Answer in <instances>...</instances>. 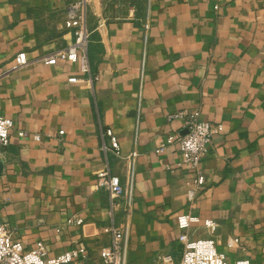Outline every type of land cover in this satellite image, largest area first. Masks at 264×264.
I'll return each mask as SVG.
<instances>
[{
    "label": "crops",
    "instance_id": "1",
    "mask_svg": "<svg viewBox=\"0 0 264 264\" xmlns=\"http://www.w3.org/2000/svg\"><path fill=\"white\" fill-rule=\"evenodd\" d=\"M76 1L0 0V115L15 123L0 147V222L26 250L42 241L53 257L86 246L89 264L114 223L128 231L127 264H158L178 252L177 218L190 214L199 219L193 237L215 238L230 261L264 264V0H146L143 14L87 0L92 84L76 63L41 60L73 41L65 21ZM20 52L28 63L17 67ZM181 110L224 127L204 157L201 186L174 140L186 129L169 116ZM107 129L123 155L139 151L131 207L95 187L101 169L126 173L125 158L102 149Z\"/></svg>",
    "mask_w": 264,
    "mask_h": 264
},
{
    "label": "built area",
    "instance_id": "2",
    "mask_svg": "<svg viewBox=\"0 0 264 264\" xmlns=\"http://www.w3.org/2000/svg\"><path fill=\"white\" fill-rule=\"evenodd\" d=\"M66 27L72 31L74 39L64 49L45 55L42 57L44 63L53 65L58 59H64L71 63L79 65V71L85 75L87 83L92 84L98 80V75H94L90 69L89 46L92 32L87 26V0H79L69 7V17L65 21ZM144 41L148 39V30L150 29V11L145 13L143 24ZM146 54L142 55L141 80L143 78V69ZM17 67L28 63L25 52L16 55ZM69 82L77 83L80 78L77 76L69 77ZM141 104L139 97L138 110ZM171 119H182L185 133L175 137L176 145L181 152L183 162L196 174L193 182L196 186H201L205 182V175L202 169L204 157L214 141L216 135L220 134L224 127L222 123L213 124L201 117L199 110L186 111L181 110L172 113ZM14 120L10 117L0 115V147L9 145V136L14 129ZM63 130L59 131L62 135ZM19 134L23 137L33 136L37 141L41 139L40 134H31L26 130H20ZM109 142L104 141L102 149L107 153H113L117 157H123L127 161L124 180L111 172L109 166L99 170L96 173L95 187L108 191L112 203L115 199L124 198L126 205L131 207L134 200V190L136 186V170L139 151L134 148L127 155H123L118 137L111 129L106 130ZM137 143V137H134V144ZM166 147L162 144L161 149ZM196 190L189 191V199H193ZM199 219L190 214L178 216L177 225L181 230L178 242L181 244L179 264H251L247 260L230 261L226 254L220 252L217 248L216 239L213 237H193L190 228L193 222ZM68 223L81 224V218H69ZM205 227L214 231L217 224L212 220L204 221ZM60 229H57L59 231ZM104 231L111 235V242L101 247L99 250L98 264H127L128 263V231L120 229L114 223L104 226ZM238 242L235 238L227 241V246L233 248ZM166 261L173 260V255L164 257ZM91 260L90 251L86 246L72 247L56 256H49L48 247L42 241L37 245L26 250L23 242L13 236L10 225L6 222H0V264H89Z\"/></svg>",
    "mask_w": 264,
    "mask_h": 264
},
{
    "label": "rangeland",
    "instance_id": "3",
    "mask_svg": "<svg viewBox=\"0 0 264 264\" xmlns=\"http://www.w3.org/2000/svg\"><path fill=\"white\" fill-rule=\"evenodd\" d=\"M115 1V0H114ZM116 2H121V4H125L127 6H135L134 8L138 11L139 14H143L145 9H146V0H131L130 5L128 3V0H117L115 1V3L113 4L114 10L116 9H120V3H116ZM178 252H176V255H173V260L171 261H166L164 259V257H166L167 255L171 254H166L162 257V259H157L158 264H179L180 261V251H181V244L179 243V247H178Z\"/></svg>",
    "mask_w": 264,
    "mask_h": 264
}]
</instances>
